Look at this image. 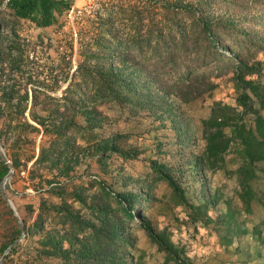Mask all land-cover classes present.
<instances>
[{
    "label": "trees",
    "instance_id": "obj_1",
    "mask_svg": "<svg viewBox=\"0 0 264 264\" xmlns=\"http://www.w3.org/2000/svg\"><path fill=\"white\" fill-rule=\"evenodd\" d=\"M96 2L89 13L79 14V60L63 101L44 92L39 100L41 91L28 85L32 73L20 68L31 62L30 49L20 47L16 24L61 25L74 0H6L0 9V29L6 23L13 34L6 51L0 38V142L15 135L13 173L26 170L38 195L37 203L16 204L18 215L7 206L0 264H14L16 258L20 264H193L169 226H155L144 212L160 201L154 191L160 180L171 188L167 206L181 205L186 223L213 222L221 247L246 234L263 242L264 187L257 181L264 176V0ZM16 69L21 76L3 79ZM223 76L232 83L235 103L213 98L206 115L187 116L183 106L211 96ZM103 104L126 109V115L116 113L124 120L150 116L171 130L178 150L201 139L189 155L191 168L221 169L234 177L238 201L225 197L213 217L208 211L221 191L192 202L174 174L184 170L180 161L173 165L159 156L146 157L149 171L142 175L123 173L121 166L113 173L110 158H137L143 149L129 141L128 132L105 131L110 117ZM31 133L44 139L37 154L21 156L23 143L34 141ZM155 145L157 153L165 147L163 141ZM86 157L94 158L95 173L78 172ZM8 170L0 155V181ZM19 218L25 233L15 241L22 231ZM138 227L163 252L161 260L149 262L138 245Z\"/></svg>",
    "mask_w": 264,
    "mask_h": 264
},
{
    "label": "rangeland",
    "instance_id": "obj_2",
    "mask_svg": "<svg viewBox=\"0 0 264 264\" xmlns=\"http://www.w3.org/2000/svg\"><path fill=\"white\" fill-rule=\"evenodd\" d=\"M96 0H74L71 10L66 14L61 25H49L46 27H37L29 20H21L16 24L18 37L16 38L20 47L29 48V57L31 62L28 66H22L20 69L24 73L29 71L32 73V79L28 83L41 93H38L39 100L42 98V92L48 93L60 101H63L65 89L71 80V75L79 60L78 53V38L77 30L80 25V15L89 13V9L97 7ZM80 8L81 12L77 9ZM8 19V12L4 14ZM43 35L42 41L38 33ZM13 34L10 27L6 23H2L0 29V38L2 41L3 50L6 51L11 41ZM18 48L13 50L14 53ZM21 71L16 69L9 73L5 72L3 79L11 81L20 75ZM261 79L264 81V71L261 74ZM218 85L213 90L211 96L205 95L195 101H192L183 106L187 116H192L194 120L204 116L208 112L209 104L213 98L220 99L224 102L235 103V91L232 83L227 76L217 78ZM16 98L13 99V102ZM101 108L109 114V122L105 125V131H122L129 133V141L140 145L143 152L137 158H130L122 160L118 157L110 158V165L113 173L122 167L123 173H128L133 176H139L149 171V163L146 157L159 156L161 159L172 162L177 165L180 161L183 171H175L174 174L178 177L181 185L184 187L188 198L198 203L208 193L214 192L216 188L223 194L217 202V205L209 209V213L214 217L216 213L224 207V198L233 196V202L238 201L234 193L235 179L232 176L224 174V171L217 169L215 171L206 170L205 173L194 171L188 160L191 150L193 148L199 149L202 141L197 138L194 145H190L182 150H178L172 138L171 130L157 125V121H153L148 115H140L135 118L124 120L116 116V113L123 111L126 115L127 110L122 109L115 104H103ZM121 113V112H120ZM228 129V128H226ZM34 141H26L20 149V155L25 153L37 154L38 145L44 139L41 134H30ZM15 135L10 133L5 140L1 149L9 160L12 154L11 143L14 141ZM172 138V140H171ZM156 141H163L165 147L160 153L153 150L156 147ZM168 141V142H167ZM172 141V142H171ZM1 155V154H0ZM2 156V155H1ZM10 161V160H9ZM90 161V166L86 167V163ZM30 164V161L28 162ZM233 167V166H232ZM176 169V168H175ZM97 165L94 158L86 157L78 168V172L95 173ZM14 171V169H13ZM11 172L6 179L9 183V189L5 187V193L10 197L12 204L16 207L21 201L38 202V195L33 190L27 181V172L22 167ZM109 176L110 174L107 173ZM110 177V176H109ZM257 184L264 187V176H261ZM1 191V190H0ZM155 195L160 198V201H155L152 206L144 209V212L152 219L157 227L165 225L169 226L172 231V238L178 243L185 245V257L193 264H264V236L263 242L259 239L250 237L249 234L242 235L239 240L235 241L228 248L220 246L218 234L215 231L213 222L203 224L197 221L195 224L191 222H184L186 214L181 205L169 208L166 203L170 195L171 188L166 181L160 180L154 188ZM2 195V193H1ZM3 200L0 199V231L2 219L8 217L10 214L6 200L2 195ZM8 206V207H7ZM11 208V207H10ZM142 209L143 207H139ZM138 234L139 247L147 251V258L149 262L161 260L163 252L156 249L153 243L146 235L142 228L136 229ZM264 235V229H263ZM22 237L19 239L21 240ZM239 241V243H238ZM26 241L23 239L22 243ZM238 243V249L235 245ZM259 250V253L256 251ZM22 261L17 258L14 264H20Z\"/></svg>",
    "mask_w": 264,
    "mask_h": 264
},
{
    "label": "water",
    "instance_id": "obj_3",
    "mask_svg": "<svg viewBox=\"0 0 264 264\" xmlns=\"http://www.w3.org/2000/svg\"><path fill=\"white\" fill-rule=\"evenodd\" d=\"M5 4H6V0H4L3 3L0 5V9H2V8L5 6ZM0 154H1L2 157H3V158L9 163V170H8V172L2 177V179H1V181H0V190H1V193H2V195H3V197H4V199H5L6 202H7V204L10 205V207L12 208V210L14 211V213H15L16 215H18V214H17V211H16V209H15V207H14V205L12 204V201H11L10 197H8V195L5 193L4 184H5V182H6V179L10 176L11 172L13 171V167H12L10 161L8 160V158L6 157V155L4 154V152L2 151V149H1V145H0ZM19 223H20V226H21L22 231H21L19 237H17V238L15 239V241L19 240V239L24 235V233H25L24 224H23V222H22V220H21L20 218H19ZM15 241H14V242H15ZM12 244H13V243H12ZM10 246H11V245H9V246L6 248L5 252L10 248ZM0 260H1V258H0Z\"/></svg>",
    "mask_w": 264,
    "mask_h": 264
},
{
    "label": "built area",
    "instance_id": "obj_4",
    "mask_svg": "<svg viewBox=\"0 0 264 264\" xmlns=\"http://www.w3.org/2000/svg\"><path fill=\"white\" fill-rule=\"evenodd\" d=\"M77 11H78V12H81V9H80V8H78V9H77Z\"/></svg>",
    "mask_w": 264,
    "mask_h": 264
}]
</instances>
